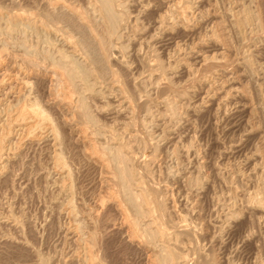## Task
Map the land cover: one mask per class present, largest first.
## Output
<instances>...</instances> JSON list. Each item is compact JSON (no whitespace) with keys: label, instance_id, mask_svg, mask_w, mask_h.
I'll return each mask as SVG.
<instances>
[{"label":"rangeland","instance_id":"374dc122","mask_svg":"<svg viewBox=\"0 0 264 264\" xmlns=\"http://www.w3.org/2000/svg\"><path fill=\"white\" fill-rule=\"evenodd\" d=\"M103 1L0 0V264H264V0Z\"/></svg>","mask_w":264,"mask_h":264},{"label":"bare ground","instance_id":"6f19581e","mask_svg":"<svg viewBox=\"0 0 264 264\" xmlns=\"http://www.w3.org/2000/svg\"><path fill=\"white\" fill-rule=\"evenodd\" d=\"M107 1H108V0H106V1L104 0V1H103V4H102V6H103V10H104L103 12H105L107 16H110V15H111V14H110V6L108 5V2H107ZM110 5H111V4H110ZM111 6H112V5H111ZM72 13H73V12H72ZM113 13H114V12H113ZM24 17H25V16H24ZM24 17H23V18H24ZM104 17H105V16H104ZM11 18H12V17H11ZM23 18H22V19H23ZM13 19H14V18H13ZM110 19H111V17H110ZM19 20H20V19H19ZM23 20H24V19H23ZM106 20H107V19H106ZM111 20H112V19H111ZM112 22H113V20H112ZM29 23H30V22H29ZM110 23H111V22H110ZM67 40H68V39H67ZM63 41H64V40H63ZM67 42H68V41H67ZM68 43H69V42H68ZM66 45H67V44H66ZM72 48H73V46H72ZM73 49H75V48H73ZM73 49H72V50H73ZM73 51H75V50H73ZM199 62H201V61H199ZM207 62L209 63V61H207ZM75 67H76V66H75ZM61 73H62V72H61ZM89 73H90V72H89ZM85 74H86V73H85ZM59 75H60V73H59ZM61 75H62V74H61ZM14 76H15V75H14ZM84 76H85V75H84ZM60 77H61V76H60ZM64 77H65V76H64ZM18 78H19V77H18ZM18 78H17V79H18ZM73 78H74V77H73ZM20 80H21V79H20ZM65 80H66V79H65ZM13 81H15L14 77H10L8 83L13 82ZM3 82H4V81H3ZM21 82H22V81H21ZM15 83H16V81H15ZM17 83H18V82H17ZM25 84H26V83H25ZM3 85H4V84H3ZM21 86H22V85H21ZM24 86H25V85H24ZM24 86H22V88H23ZM26 87H27V86H26ZM25 89H26V88H25ZM208 95H209V94H208ZM208 98H209V97H208ZM123 99H124V98H123ZM123 101H124V100H123ZM119 103H120V105H121V101H120ZM126 103H127V102H126ZM126 103H125V104H126ZM129 104H130V103H128V105H129ZM121 106H122V105H121ZM126 109H127V108H126ZM26 110H27V109H26ZM24 111H25V110H24ZM20 112H21L20 114H23V116H24L25 114H27V113L30 114V112H28V111H27V113H23L22 110H21ZM38 112H39V111H38ZM27 116H28V115H27ZM17 117H18V116H17ZM24 117H25V116H24ZM24 117H23V119L25 120ZM29 117H30V116H29ZM29 117H28V118H29ZM21 118H22V117H21ZM30 118H32V117H30ZM30 118H29V119H30ZM24 120H22V121H24ZM26 120H27V118H26ZM32 120H33V119H32ZM34 120H35V118H34ZM36 120H38V119H36ZM46 120H47V119H46ZM18 121H19V120H18ZM18 121H17V122H18ZM28 121H29V120H28ZM32 122H34V121H32ZM38 122H39V121H38ZM41 122H42V121H41ZM34 123H37V122H34ZM27 124H28V122H27ZM29 124H30V123H29ZM31 124H32V123H31ZM31 124H30V125H31ZM37 124H38V123H37ZM42 124H48V123L45 122V123H42ZM32 126H33V125H32ZM42 126H43V125H42ZM48 127H49V128H52V127H50V126H48ZM27 128H29V127H27ZM49 128H48V129H49ZM36 129H37V128H36ZM46 129H47V128H46ZM43 130H44V129H43ZM26 131H27V130H26ZM51 132H52V129H51ZM43 133H44V132H43ZM51 134H53V132H52ZM43 135H44V134H43ZM46 135H47V134H46ZM45 137H46V136H45ZM45 137H44V138H45ZM52 137H53V136H52ZM48 139H49V138H48ZM53 139H55V138H53ZM40 140H41V139H40ZM54 141H55V140H54ZM122 160H123V158H122ZM118 161H119V160H118ZM122 170H124V169H122ZM129 175H130V174H129ZM119 181H120V180H119ZM129 181H130V180H129ZM139 191H140V190H139ZM128 194H129V193H128ZM141 197H142V195H141ZM142 200H143V199H142ZM132 201H133V200H132ZM139 201H140V200H139ZM133 202H134V201H133ZM134 203H135V202H134ZM144 203H145V202H144ZM133 209H134V208H133ZM117 210H118V209H117ZM137 210H138V209H137ZM118 212H119V210H118ZM122 212H123V211H122ZM135 212H136V210H135ZM120 213H121V212H120ZM121 214H122V213H121ZM122 217H123V216H122ZM152 223H153V222H152ZM155 230H156V229H155ZM155 230L153 229V231H155ZM129 231H130V230H129ZM74 232H75V231H74ZM157 232H158V231H157ZM157 232H156V233H157ZM158 235H160V234H158ZM149 236H150V235H149ZM156 236H157V235H156ZM88 252H89V251H88ZM147 255H148V254H147ZM167 255H168V254H167ZM169 257H170V256H169ZM88 258H89V257H88ZM149 258H150V256H149ZM157 259H158V258H157ZM166 259H167V258H166ZM173 259H174V258H173ZM167 260H168V259H167ZM161 261H162V260H161ZM171 261H172V260H171ZM165 262H166V261H165ZM168 263H169V262H168Z\"/></svg>","mask_w":264,"mask_h":264}]
</instances>
